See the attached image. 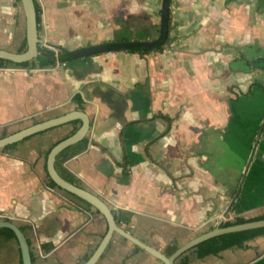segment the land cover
Wrapping results in <instances>:
<instances>
[{"label":"crops","instance_id":"obj_1","mask_svg":"<svg viewBox=\"0 0 264 264\" xmlns=\"http://www.w3.org/2000/svg\"><path fill=\"white\" fill-rule=\"evenodd\" d=\"M34 2L40 37L58 48L159 36L163 0ZM170 15L161 51L103 52L61 68L0 61V138L84 112L90 130L58 154L56 170L167 256L221 218L264 215V0H170ZM23 47L22 6L0 0V49ZM81 124L0 149V220L24 232L33 264H83L107 232L97 209L48 180L47 152ZM0 264H22L2 231ZM96 264L163 262L115 233ZM174 264H264V232L203 257L196 246Z\"/></svg>","mask_w":264,"mask_h":264},{"label":"water","instance_id":"obj_2","mask_svg":"<svg viewBox=\"0 0 264 264\" xmlns=\"http://www.w3.org/2000/svg\"><path fill=\"white\" fill-rule=\"evenodd\" d=\"M25 15L26 21V48L22 52H12L6 49H0V59L9 61L15 64H21L30 61H36L39 55V45L45 41L40 37L39 33V23L37 19V9L34 0H19ZM169 16H170V0H163L161 9V24L159 36L153 40H142V41H118L103 43L99 45H91L88 47L80 48L78 50H66V55L69 59L83 58L87 56H93L98 53L111 52V51H130V50H150L156 48L158 45L164 43L167 40V35L169 32ZM50 47L57 48L54 45L48 44ZM74 120H81V126L79 129L69 136L68 138L57 143L50 151L47 156V172L50 178L55 182V184L66 192L78 197L79 199L89 203L95 209H97L105 218L108 229L97 246L93 254L86 260L83 264H96L101 258L105 249L109 245L113 235L119 234L125 239L131 241L135 245L144 249L148 253L152 254L154 257L158 258L163 262V264H174L175 260L184 254L189 249L198 246L200 243L211 239L213 237L247 230H254L264 227V219L249 221L241 224H235L227 227L221 226L224 219L221 218L217 226L210 231H207L192 240L188 241L181 247H179L174 253L167 256L163 254L158 249L147 245L132 233L126 231L124 228L120 227L116 221L113 209L110 205L98 194H95L85 188L79 187L66 179H64L56 170L55 161L58 154L65 148L83 140L88 131L90 130V119L82 111L70 112L66 115L49 119L43 122L33 124L27 128L19 130L13 134L0 138V149L10 146L16 142H19L31 135L40 133ZM0 229L11 230L18 241L20 247V254L22 259V264H33L31 249L28 239L26 238L24 232L11 220H0Z\"/></svg>","mask_w":264,"mask_h":264},{"label":"trees","instance_id":"obj_3","mask_svg":"<svg viewBox=\"0 0 264 264\" xmlns=\"http://www.w3.org/2000/svg\"><path fill=\"white\" fill-rule=\"evenodd\" d=\"M17 2H19V0H16ZM38 15H37V19H38V23L40 22V14H39V9L36 7ZM171 27V15L169 16V28ZM169 39V32L167 35V40ZM167 40L158 45L156 48L150 49V50H130V52L133 53H141V54H145V53H149L152 51H161L164 47V44L167 42ZM127 41V40H125ZM25 47V46H24ZM24 47L21 51L24 50ZM101 53H98L97 55H99ZM84 57V58H88ZM74 59H69L66 55V49H61L58 50V52L56 53L54 50L50 49L49 47H44V48H40L39 49V55L37 57V63H38V67L42 68V67H47V66H54L58 61L60 62H68ZM1 62H9L3 59H0ZM29 62H25V63H21L19 65L22 66H26L28 65ZM78 123V121H77ZM79 129V127H75L74 132H76ZM10 147V146H9ZM7 147V148H9ZM7 148H5L4 150H6ZM49 152H47L46 156H48ZM125 167L127 168L128 166V158L126 159L125 157ZM47 171V168H46ZM48 173V172H47ZM48 180H49V184L52 187H56L58 188V186L55 184V182L49 177L48 175ZM81 200V199H79ZM82 201V200H81ZM89 206L91 207V205L89 204ZM99 213V211H97ZM264 219V215L262 216H257L254 218H244V217H239L234 219L233 221H227L223 224V227H227V226H231V225H235V224H241V223H245V222H249V221H256V220H262ZM0 231L4 232L6 236L16 239L15 234L9 230V229H0ZM262 232H264V227L263 228H258V229H254V230H247V231H240V232H233V233H227V234H223V235H219L216 237H213L211 239H208L202 243H200L198 245V250H199V254L200 256H207L210 254H217L225 249L234 247V246H242L244 244L245 241H247L248 239L252 238L253 236H256L258 234H261ZM17 240V239H16Z\"/></svg>","mask_w":264,"mask_h":264},{"label":"built area","instance_id":"obj_4","mask_svg":"<svg viewBox=\"0 0 264 264\" xmlns=\"http://www.w3.org/2000/svg\"><path fill=\"white\" fill-rule=\"evenodd\" d=\"M44 47H48V45L44 42V43H41L40 45H39V49L40 48H44ZM57 67H59V68H61V67H63V66H65L66 65V63L65 62H60V61H58L57 63ZM1 216V215H0Z\"/></svg>","mask_w":264,"mask_h":264},{"label":"rangeland","instance_id":"obj_5","mask_svg":"<svg viewBox=\"0 0 264 264\" xmlns=\"http://www.w3.org/2000/svg\"><path fill=\"white\" fill-rule=\"evenodd\" d=\"M256 139H257V136H255V141H256Z\"/></svg>","mask_w":264,"mask_h":264}]
</instances>
